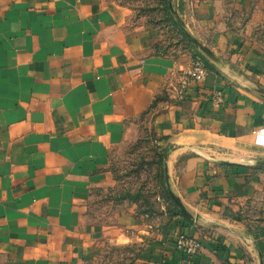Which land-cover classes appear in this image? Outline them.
<instances>
[{
	"label": "crops",
	"instance_id": "0c3cea01",
	"mask_svg": "<svg viewBox=\"0 0 264 264\" xmlns=\"http://www.w3.org/2000/svg\"><path fill=\"white\" fill-rule=\"evenodd\" d=\"M177 7L221 65L115 0H0V264H99L107 244L185 264L180 231L203 243L194 264L264 263V0ZM197 54L214 66L178 100L172 71ZM148 117L186 213L119 194L112 157Z\"/></svg>",
	"mask_w": 264,
	"mask_h": 264
},
{
	"label": "rangeland",
	"instance_id": "374dc122",
	"mask_svg": "<svg viewBox=\"0 0 264 264\" xmlns=\"http://www.w3.org/2000/svg\"><path fill=\"white\" fill-rule=\"evenodd\" d=\"M129 7L137 19L149 23L155 32L156 40L170 45L190 44L179 29L173 24L161 0H115ZM138 138L118 149L112 157V169L118 181L119 194L126 199L139 202L144 208H150L160 200L158 196H168L165 183L164 163L160 157L166 150L159 143L154 128V119L140 120ZM136 198L138 201L132 199ZM120 197V196H118ZM118 197L116 199H118ZM120 197V198H121ZM164 199V198H163ZM95 221L104 223L110 219L112 204L107 200H97L93 206ZM138 247L132 245L107 244L99 258V264H132Z\"/></svg>",
	"mask_w": 264,
	"mask_h": 264
},
{
	"label": "built area",
	"instance_id": "2783aa9c",
	"mask_svg": "<svg viewBox=\"0 0 264 264\" xmlns=\"http://www.w3.org/2000/svg\"><path fill=\"white\" fill-rule=\"evenodd\" d=\"M210 70L205 59L201 55L194 58L184 65L172 71L173 76H177L179 81L175 87V93L178 100H183L188 96L194 83H201L206 80ZM214 102L220 105L224 102V95L221 90L214 93ZM161 202L164 199L158 196ZM176 246L185 254V264H194L197 257L203 252V243L200 238L185 231L178 232L175 239Z\"/></svg>",
	"mask_w": 264,
	"mask_h": 264
},
{
	"label": "trees",
	"instance_id": "16d2710c",
	"mask_svg": "<svg viewBox=\"0 0 264 264\" xmlns=\"http://www.w3.org/2000/svg\"><path fill=\"white\" fill-rule=\"evenodd\" d=\"M161 4L164 6L165 10L167 11V13L165 14H168V16L170 17L171 21L173 22V24L179 29L180 33L182 35L185 36V38L188 40L190 46H193V47H197L186 35L185 33L181 30V28L179 27V25L177 24L176 22V15L173 13L172 11V5H171V0H161ZM174 7L176 8V10H178V7H177V0H174ZM197 55H201L202 54H197ZM195 55V56H197ZM203 57V56H202ZM204 58V57H203ZM205 59V58H204ZM206 63L209 65V66H214L213 63H211V61L209 59H205ZM169 150H166L165 153L160 157V162L164 163V172H165V183H166V190H167V193H168V196H165L163 197L165 199V201L167 203L171 202L173 203L178 209L180 212L182 213H186L185 210H183L181 208V206L179 205V203L173 198V196L171 195L170 191H169V188H168V184H167V180H166V164H165V159H166V156L168 154ZM130 196V195H129ZM127 197V194H124V197L125 198ZM132 199L138 201L136 198H133L132 196H130ZM153 207V206H152ZM152 207H150L149 209L146 208L145 211H149V210H152ZM258 245H259V248H260V251L262 253V258H263V262H264V239H258ZM264 264V263H263Z\"/></svg>",
	"mask_w": 264,
	"mask_h": 264
},
{
	"label": "water",
	"instance_id": "95a60500",
	"mask_svg": "<svg viewBox=\"0 0 264 264\" xmlns=\"http://www.w3.org/2000/svg\"><path fill=\"white\" fill-rule=\"evenodd\" d=\"M171 5H172V11L173 13L176 15V22L179 25V27L181 28V30L185 33V35L196 45L198 46L201 51L214 63L221 65L222 64V60L216 55L214 54L212 51H210L206 46L198 43V41L192 36V34L188 31V29L185 26V23L182 19V17L179 15L178 11L176 10V8L174 7V0H171ZM258 164H264V159L262 160H258L257 161ZM167 182H168V187H169V191L171 193V195L173 196V198L179 203V205L182 207L181 203L179 202V200L176 198L174 191L172 190L169 178L167 177Z\"/></svg>",
	"mask_w": 264,
	"mask_h": 264
}]
</instances>
